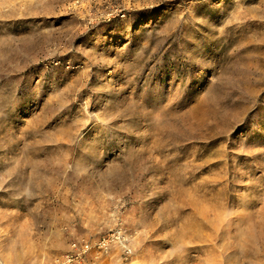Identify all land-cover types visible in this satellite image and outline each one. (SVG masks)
Masks as SVG:
<instances>
[{
  "label": "rangeland",
  "instance_id": "rangeland-1",
  "mask_svg": "<svg viewBox=\"0 0 264 264\" xmlns=\"http://www.w3.org/2000/svg\"><path fill=\"white\" fill-rule=\"evenodd\" d=\"M72 241L264 264V0H0V264Z\"/></svg>",
  "mask_w": 264,
  "mask_h": 264
},
{
  "label": "built area",
  "instance_id": "built-area-1",
  "mask_svg": "<svg viewBox=\"0 0 264 264\" xmlns=\"http://www.w3.org/2000/svg\"><path fill=\"white\" fill-rule=\"evenodd\" d=\"M112 238H113V235L98 239L96 243V248L100 252H107L109 243L111 242ZM90 248H91L90 245L85 241H72L70 243L69 250L62 256L58 257L55 260V263H58V264L75 263V262L79 263L84 260ZM128 251L129 250L127 248L124 249L125 253H128Z\"/></svg>",
  "mask_w": 264,
  "mask_h": 264
},
{
  "label": "bare ground",
  "instance_id": "bare-ground-1",
  "mask_svg": "<svg viewBox=\"0 0 264 264\" xmlns=\"http://www.w3.org/2000/svg\"><path fill=\"white\" fill-rule=\"evenodd\" d=\"M3 263V262H2Z\"/></svg>",
  "mask_w": 264,
  "mask_h": 264
}]
</instances>
